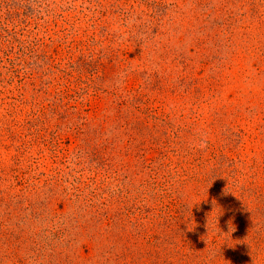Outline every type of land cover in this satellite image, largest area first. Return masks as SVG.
I'll return each instance as SVG.
<instances>
[{"label":"rangeland","instance_id":"rangeland-1","mask_svg":"<svg viewBox=\"0 0 264 264\" xmlns=\"http://www.w3.org/2000/svg\"><path fill=\"white\" fill-rule=\"evenodd\" d=\"M0 264H264V0H0Z\"/></svg>","mask_w":264,"mask_h":264},{"label":"clouds","instance_id":"clouds-1","mask_svg":"<svg viewBox=\"0 0 264 264\" xmlns=\"http://www.w3.org/2000/svg\"><path fill=\"white\" fill-rule=\"evenodd\" d=\"M208 143H209V141L207 140V138H202L198 144L199 150L203 151V150L207 149Z\"/></svg>","mask_w":264,"mask_h":264}]
</instances>
